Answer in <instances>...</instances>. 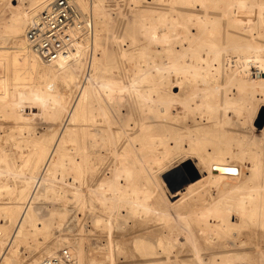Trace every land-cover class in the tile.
Segmentation results:
<instances>
[{"label": "bare ground", "instance_id": "1", "mask_svg": "<svg viewBox=\"0 0 264 264\" xmlns=\"http://www.w3.org/2000/svg\"><path fill=\"white\" fill-rule=\"evenodd\" d=\"M2 1L0 0V3ZM50 1L31 0L26 12L15 7L16 10L5 28V32L14 40V45L0 48V66L5 68V75L0 79L3 87L0 93V114L4 116L5 111L15 108V112L13 111L15 121L23 127L28 124L34 109H38L39 114L44 118L61 121V130L56 131L51 144L35 135L28 139L24 136L22 127H13L6 131V135L17 139L15 145L18 148H30L27 152L22 151L19 165L14 168L8 164L5 167L6 175H12L13 178L22 177L28 169H32L37 172V176L32 178V181H14V184L9 183L8 180L0 181L1 197L3 193L14 195L11 201L0 203V217L5 219V223L0 224V264H12L8 255L11 252L16 253L14 244L22 230L31 227L37 232V229L45 228V226L37 227L38 219L34 213V206L42 195L55 189L57 180L62 181L66 186L65 189L80 202L81 209H93V202L108 190L113 202L116 200L117 206H123L132 215L140 217L152 212L144 193V190L150 187L144 181L145 166L143 169L126 161L115 166L114 162L113 167L105 168L103 167L106 157L104 149L109 151L113 148L116 153L115 149L118 145L115 139L127 135L128 140L125 143L128 144L125 146V151L128 153L126 149L129 143L135 139L148 138V135L142 133L153 126V121H149L151 113L163 118L178 111L177 106L178 108L181 106L185 114L191 113L195 116L194 129L177 135L181 139H187L190 148H194L197 154L193 156L191 149L182 159L174 158V160H181L180 163H183L194 159L196 165L201 166L200 171L196 172V176L198 174L201 178L191 182V187L196 189L207 185L208 188L202 196V201L207 207L209 217L196 221L199 224L205 222L206 230L210 232L209 237L212 239L235 237L236 231L249 227L264 235V134L253 132L250 138L227 139L226 134L221 132L219 127L228 122L227 111L230 102L240 100V105L248 109L257 99V95H261L264 99V0H147L148 4L141 8L138 16L136 15L131 32H127L126 36L113 33L112 40L118 45L127 38L130 39L131 45L137 43L138 37L147 41V47L140 48L141 53L137 55L143 58L149 55L151 67L170 70L171 75L172 73L177 75L176 81L173 83L170 81L169 89L162 85L163 81L162 84L159 83V79L156 83L153 76L146 84V78L138 74L139 70L129 79L125 76L127 80L105 76L110 64L115 69H119L120 66H117L115 60L108 62L107 51L100 45L108 20V14L102 9L104 0H73L81 11H88L91 8L99 10V30L97 33L95 31L94 37L90 39L93 31L91 25L93 26L95 19L82 11L86 16V27L75 43L73 51L68 57L52 64L43 62L32 51L25 34L46 10ZM158 56L166 57V64L164 63L163 67L155 65V58ZM132 57L133 54L127 49L121 48L120 60H130ZM174 87L180 91L173 92ZM124 93L130 94L129 96L136 100L138 110L144 118L138 119V123L135 124L136 129L132 130L135 131L134 134H130L131 129L128 128L117 133L110 132V138H115L116 144H114L106 136L101 121L108 116L115 99L122 98ZM20 111L27 113L26 119L19 115ZM180 113L182 114V111ZM159 129L163 128L159 127ZM210 133L217 134V138L211 139L213 149H201ZM224 137L226 143L221 145ZM69 144L72 148H69ZM158 144L165 146L161 140L152 142L151 149L149 148L143 155L145 160L143 158L142 161L139 160L145 161L150 170L161 168L163 162L155 153ZM174 149L175 147L172 148ZM13 150L15 148L3 152L0 162L8 160L10 154L14 155ZM163 154L167 159L172 157L167 150ZM240 163L248 169L249 178H243L244 168ZM103 176L107 177V180H102ZM67 177H70L72 182ZM191 187L189 192L194 190ZM194 192L196 193V190ZM177 195L181 196L184 193L179 191ZM234 215L238 218L236 222L232 220ZM101 221L104 220H98L100 223ZM111 221L112 218H109L108 223ZM190 226L193 227L192 224ZM107 227L110 230L112 226L107 224ZM224 243L223 248L222 245L220 247L225 250ZM139 247L144 253L133 256L126 262L129 264H236L243 255L241 250V252L227 250L219 253L213 251L215 253L209 255L210 257L183 260L182 256H179L180 253L177 251L175 253L170 243L162 238L157 241H140ZM64 249L73 255L75 262L72 264H85L88 259V255L83 251L75 253L72 249ZM59 252L46 258L56 256ZM98 253L96 250V254ZM46 258L42 259L40 264H44ZM102 258L98 257V260L103 261ZM105 261L108 264H119L121 257L112 256L105 259L103 264Z\"/></svg>", "mask_w": 264, "mask_h": 264}, {"label": "rangeland", "instance_id": "2", "mask_svg": "<svg viewBox=\"0 0 264 264\" xmlns=\"http://www.w3.org/2000/svg\"><path fill=\"white\" fill-rule=\"evenodd\" d=\"M30 1L31 0H3L0 3V48L11 47L14 45V40L5 32V28L9 23L12 13L16 10L15 7L20 8L21 11L25 10L24 12H26L30 7ZM147 2V0H104V7L102 9L108 14V20L106 25L107 27L103 31V35L101 37L100 45H102V47L105 48V50L107 51V55L109 58L108 62L111 63L113 60H115L117 62V66H120L119 69H115L114 66L110 64L105 76L107 78L127 80L133 77L131 75L136 74L139 70L140 72H138V74L146 78V84L150 82L151 76H153V80L156 83H158L159 80V83L163 81V84H161L166 89H169L170 84L173 83V81H176L177 75L174 73H172L171 75L170 70L164 69V71L163 69L158 70L157 68L154 69L153 67H151L149 65V55H147L145 58L137 55L141 53L140 50L142 49V47H147V41H145L141 37H138L137 43L131 45L130 39L127 38L121 45H118L115 44L112 40L113 33L126 36L127 32H131V30L133 29V23L135 21L136 15H139L141 8L145 7V5L148 4ZM83 12L90 14L93 20L95 19V21H93L92 23L93 26L91 25L93 31L91 32L90 39H92L95 35V31L97 33L99 30L98 16L100 15V12L97 8H91L90 10ZM121 48L127 49L131 54H133V57L130 59L131 61L128 59L125 61L120 60L119 53L121 51ZM165 62L166 57L158 56L155 58L156 66L163 67V64ZM165 72H168L170 75L166 74ZM4 75L5 68L0 66V79ZM168 75L170 76L169 78ZM125 76L127 77V79ZM1 88L2 90L0 91V93L3 91V87L0 83V89ZM172 91L178 93L180 90L174 87L172 88ZM236 92L241 93L240 91ZM129 95L130 94L128 93H124L122 95V98H116L113 102L112 108L110 109L111 111L109 112L108 116L106 117V119H102L101 121V126L105 129L106 136H108L109 138L110 132L113 131L117 133L118 131L125 128L131 129L130 134H134L135 131L132 130L136 129L135 124L138 123V119L140 120L144 118L143 114H140L138 110L136 100ZM256 98L257 99L253 101L254 103L252 102V108L250 107L248 109L240 105V100H235L234 102L229 103L230 106L229 110L227 111L228 122H225L226 124L224 123L219 126L221 132H224L226 134L227 139L229 137H233L236 139L240 137L250 138L253 132L257 134H264V99L261 97V95H257ZM235 104H238V106H235ZM133 105L136 106L134 107ZM14 109L15 108H10V110L8 109L9 111H5L4 116H2V113L0 114V156L3 154V152H6V150L9 151V149L15 148V150H13L15 152L14 155L10 154L11 157H9L8 160H1L0 162V165L2 167L0 168V181L8 180L11 184H14V181H32V178L37 176V172L35 170L28 169L24 176L22 175V177L20 176L17 178L11 177L12 175H6L7 173L5 172V167L10 164L15 168V166L19 165L22 160V151L26 150L27 152L28 149L30 150V148L26 147H23L24 149L18 148L15 145L17 139L11 138L9 135H6V131L12 129L13 127H22L24 128V136H26L28 139L34 137L35 135L37 137L39 136L42 140H45L48 144H51L56 134V131L58 132V130H61V121L59 119L44 118L42 115L39 114L40 111L38 109V112L36 109L33 110V115L28 120V124L23 127L22 124L20 125L18 122L15 121L13 115V113L15 112ZM177 110L178 111H174V114L165 115V117L163 118H160L155 113H151L149 115V121H153V126L150 127V130L146 129L142 133L144 135H148V138L135 139V141L129 143L126 149L128 153L125 151V146L126 144H128V142L125 143V141L128 140L127 135L121 136V138L119 139L110 138L114 144H116L117 142L118 146L116 145V153H114L113 148L109 151L104 149L106 157L103 161V167L105 168H110L111 166L113 167L114 162L115 166L126 161L138 165L143 169L145 166L144 181L149 184L150 189L147 188V190H144V193H146V201L152 208V212L143 215L144 217L142 215H140V217L132 215L128 209L124 208L123 206H117L116 200L115 202H113L114 200L111 199V196L109 195L110 191L108 190H105L104 194L99 195L100 197H102V199L98 197V200H95L93 202V209H81L82 206L80 202L76 198H73L71 193L65 189L66 186L62 181L57 180V183L54 185L55 189L47 192L49 195L47 193L44 194L45 196L42 195L34 206V213L38 219L37 227L45 226V228L43 227L42 230L37 229L36 232L35 230H33V228L29 227L20 232L14 244L16 253L14 254L11 252V254L8 255V258L12 261V264H40L42 259L56 252L58 253L61 249L64 248L72 249L75 253H78L79 251H83L84 253H86L88 255V259L85 261V264H103L105 259L110 258L112 256L121 257V262L119 264H129L128 262H126L127 260H130L133 256H140L144 253L139 247L140 241H157L159 238H162L165 240V242L170 243V245L174 248L175 253H180L179 256H182L181 259L183 260H193L196 259V257H210L212 253H215L213 251L219 253L221 251L224 252L227 250H237L238 252L242 251V258L245 260L241 258L240 261L236 262V264H264V235L258 232V230L249 227L241 231H236L235 237L226 236L225 238L212 239L209 237L210 232H207L206 230V227L204 225L205 222L199 224L198 221H196L198 219L205 220L209 217L207 207L202 201V196L208 188L207 185L203 187H198L196 189L194 187H191V182H195L199 178H201V176H198V174L196 176V172L198 173L200 171L201 166H197L196 161L194 159L193 161L187 160L183 163H180L181 160H174V158L182 159V157L185 154H188V151H191V149L193 156L197 154L194 148H190L187 139H181L177 135V133L187 132L190 129H194L193 118L195 116L191 113L185 114L184 111L181 109V106L179 108L177 106ZM181 111L182 114L180 113ZM223 111L224 110H222V112ZM19 115L26 119L27 113L24 111H20ZM159 127L163 129H159ZM174 127H177L178 129H175ZM39 131L41 132L40 134ZM134 136L135 135H133V137ZM212 137L217 138V134L210 133V135H208L207 141L203 142L201 149H213ZM114 139L116 142L114 141ZM158 140H161V142L165 143V146L158 144L157 147H155V153H157L158 156L161 157L163 162L161 164V168H155L150 170L148 164H146L145 161L140 162L139 160H145L143 156L144 153L149 150L152 142L156 143L158 142ZM225 143L226 138L224 137L221 145H224ZM172 144L177 145L173 146ZM68 146L69 148H72V145L69 144ZM174 147L175 149L172 150V148ZM165 150L169 151V155L172 156L171 158L167 159L166 155L163 154ZM113 158L117 159H115L114 161ZM241 165L244 168L243 178H249L250 174L248 173V169H246L244 164ZM67 179L72 182V179L70 177H67ZM157 179L159 182L157 181ZM102 180H107V177L103 176ZM190 187L191 189H194L192 190V192H189ZM195 190L196 193L194 192ZM179 191H182L184 195L178 196L177 193ZM13 198L14 195L3 193L2 197L0 195V203H7ZM182 214L183 216H181ZM63 216L65 217V219ZM180 217L182 220L180 219ZM1 218L3 217H0V224H4L5 219ZM59 218H61L62 220ZM109 218H112V221L108 223ZM187 218L189 219L188 222ZM100 219L104 221H101V223L98 222V220ZM232 220L234 222L238 221L237 216L234 215L232 217ZM50 221H52V224L50 223ZM189 223L192 224L195 231L193 230V227L191 228ZM103 224L105 225L103 226ZM107 224L112 226L110 227V230L109 227H107ZM184 224L186 225V227ZM51 225L52 227H50ZM152 226L155 227L153 228ZM93 228L95 231H93ZM157 229H159V231ZM182 238H185V240H183ZM227 238L229 240H227ZM223 240L225 243L223 242ZM185 242L187 243L185 244ZM233 242H235L236 245ZM223 243L225 246V250L222 249ZM241 247L243 249H241ZM96 250L97 253L99 252L98 254H96ZM197 250L200 252H198ZM102 252L105 255L101 254ZM96 255H98L97 258L95 257ZM98 257H103V261H101V259L98 260ZM93 258L97 261H95ZM92 260L94 262H92ZM105 264H108V262L105 261Z\"/></svg>", "mask_w": 264, "mask_h": 264}, {"label": "built area", "instance_id": "3", "mask_svg": "<svg viewBox=\"0 0 264 264\" xmlns=\"http://www.w3.org/2000/svg\"><path fill=\"white\" fill-rule=\"evenodd\" d=\"M85 27L86 16L73 0H51L46 10L27 30L25 38L43 62L52 64L69 56ZM74 262L73 255L67 249L44 260V264Z\"/></svg>", "mask_w": 264, "mask_h": 264}]
</instances>
